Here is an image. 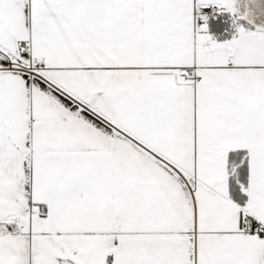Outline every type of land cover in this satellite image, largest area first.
<instances>
[{"label": "snow or ice", "instance_id": "6c2138e0", "mask_svg": "<svg viewBox=\"0 0 264 264\" xmlns=\"http://www.w3.org/2000/svg\"><path fill=\"white\" fill-rule=\"evenodd\" d=\"M253 7L0 0V264H264Z\"/></svg>", "mask_w": 264, "mask_h": 264}, {"label": "crops", "instance_id": "0c3cea01", "mask_svg": "<svg viewBox=\"0 0 264 264\" xmlns=\"http://www.w3.org/2000/svg\"><path fill=\"white\" fill-rule=\"evenodd\" d=\"M244 0H242L243 4ZM259 7H253V15L250 17L256 25H264V0H258ZM252 7V5H249Z\"/></svg>", "mask_w": 264, "mask_h": 264}]
</instances>
